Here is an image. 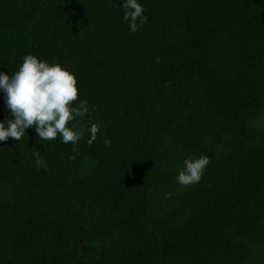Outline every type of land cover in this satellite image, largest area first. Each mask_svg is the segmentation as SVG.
I'll return each instance as SVG.
<instances>
[{
	"label": "trees",
	"instance_id": "16d2710c",
	"mask_svg": "<svg viewBox=\"0 0 264 264\" xmlns=\"http://www.w3.org/2000/svg\"><path fill=\"white\" fill-rule=\"evenodd\" d=\"M124 2L0 0V73L58 63L100 123L91 145L0 141V264H264V0H138L134 33Z\"/></svg>",
	"mask_w": 264,
	"mask_h": 264
},
{
	"label": "clouds",
	"instance_id": "9594fccd",
	"mask_svg": "<svg viewBox=\"0 0 264 264\" xmlns=\"http://www.w3.org/2000/svg\"><path fill=\"white\" fill-rule=\"evenodd\" d=\"M122 7L124 20L129 22L133 33L147 23L146 10L138 0H125ZM0 89L6 94L10 113L7 126L0 122V141L9 138L22 141L26 130L33 127L39 139L45 141H54L59 135L64 144L76 145L86 132L90 133L89 145L97 139L100 123L91 119L88 125L81 123L89 114L88 102L79 99L76 75L62 65L49 64L34 55H26L14 74L0 73ZM104 143L106 147L111 146L110 140ZM32 150L36 164L43 166L45 161L40 151L35 147ZM210 163V157L206 155L186 158L184 169L176 177L177 182L186 187L198 184Z\"/></svg>",
	"mask_w": 264,
	"mask_h": 264
},
{
	"label": "rangeland",
	"instance_id": "374dc122",
	"mask_svg": "<svg viewBox=\"0 0 264 264\" xmlns=\"http://www.w3.org/2000/svg\"><path fill=\"white\" fill-rule=\"evenodd\" d=\"M264 159L256 160V163L253 166H250L251 172L256 173L258 177L264 175ZM83 252L85 253L88 259L94 258L98 252V248L95 244H88L84 247Z\"/></svg>",
	"mask_w": 264,
	"mask_h": 264
}]
</instances>
